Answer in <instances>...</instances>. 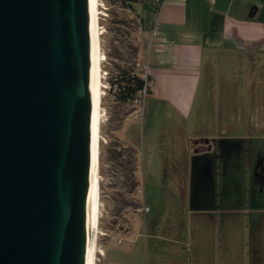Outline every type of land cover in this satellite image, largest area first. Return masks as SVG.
Instances as JSON below:
<instances>
[{
  "label": "rangeland",
  "instance_id": "1",
  "mask_svg": "<svg viewBox=\"0 0 264 264\" xmlns=\"http://www.w3.org/2000/svg\"><path fill=\"white\" fill-rule=\"evenodd\" d=\"M98 7L102 120L96 264H264V137L245 139V148L254 141L261 164L252 166L254 177L243 180L239 209L195 212L191 206L211 201V195L187 180L194 155L203 154L207 143L217 149L216 140L195 134L210 132L220 110L231 113L233 96L240 94L236 100L243 102L241 89H226V98L220 97L217 83L206 78L199 114L189 119L144 94L118 101L110 91L112 74L120 66L141 75L145 69L141 9L129 10L120 0H99ZM256 86L251 111L264 105L259 101L264 85L256 81ZM240 151L235 154L243 158Z\"/></svg>",
  "mask_w": 264,
  "mask_h": 264
},
{
  "label": "water",
  "instance_id": "2",
  "mask_svg": "<svg viewBox=\"0 0 264 264\" xmlns=\"http://www.w3.org/2000/svg\"><path fill=\"white\" fill-rule=\"evenodd\" d=\"M91 0H0V264H90Z\"/></svg>",
  "mask_w": 264,
  "mask_h": 264
},
{
  "label": "crops",
  "instance_id": "3",
  "mask_svg": "<svg viewBox=\"0 0 264 264\" xmlns=\"http://www.w3.org/2000/svg\"><path fill=\"white\" fill-rule=\"evenodd\" d=\"M141 21L142 61L144 72L151 77L146 95L150 101L167 105L189 119L199 114L206 78L218 84L220 97L226 98V89H241L243 102L236 100L240 94L233 96L232 112L220 110L211 119L214 128L210 132L195 134L204 141L216 140L217 149L207 143L203 154H195L187 178L188 183L202 185L214 202L206 205L208 201H198L191 206L195 212L231 211L215 204L223 186L242 185L243 180L255 176L252 166L261 164L254 141L247 148L244 142L264 137V105L262 110L251 111L256 81L264 85V0H163L159 8L144 4ZM261 100L264 104V96ZM241 149L243 158L247 153L244 160ZM225 152L229 158L223 156Z\"/></svg>",
  "mask_w": 264,
  "mask_h": 264
},
{
  "label": "bare ground",
  "instance_id": "4",
  "mask_svg": "<svg viewBox=\"0 0 264 264\" xmlns=\"http://www.w3.org/2000/svg\"><path fill=\"white\" fill-rule=\"evenodd\" d=\"M99 0H91L92 11V64H91V97L93 103V131L95 157L99 156V140L101 125L102 102V51L101 30L99 24ZM100 219V175L96 160L93 173V207H92V238L90 264H96L98 225Z\"/></svg>",
  "mask_w": 264,
  "mask_h": 264
},
{
  "label": "trees",
  "instance_id": "5",
  "mask_svg": "<svg viewBox=\"0 0 264 264\" xmlns=\"http://www.w3.org/2000/svg\"><path fill=\"white\" fill-rule=\"evenodd\" d=\"M120 2L127 9L133 11L137 10V5L140 9L144 4L154 5L152 0H120ZM155 7L159 8V6ZM138 16L141 17L140 13ZM139 23H142L141 18ZM143 75L137 73L135 70L120 66L118 67V70L110 77V91L120 102L137 100L141 98L144 88H146L147 93H149L151 90V77L145 72H143Z\"/></svg>",
  "mask_w": 264,
  "mask_h": 264
},
{
  "label": "flooded vegetation",
  "instance_id": "6",
  "mask_svg": "<svg viewBox=\"0 0 264 264\" xmlns=\"http://www.w3.org/2000/svg\"><path fill=\"white\" fill-rule=\"evenodd\" d=\"M223 156H225L226 158L228 157L226 152L223 154ZM223 188H224L223 194H221L220 198L215 204L220 207H223L224 209H230V210L234 208L236 210L239 209L242 201L244 200L241 194V185H238V184L224 185ZM205 204L212 205L214 204V202L208 201V204L207 203Z\"/></svg>",
  "mask_w": 264,
  "mask_h": 264
},
{
  "label": "built area",
  "instance_id": "7",
  "mask_svg": "<svg viewBox=\"0 0 264 264\" xmlns=\"http://www.w3.org/2000/svg\"><path fill=\"white\" fill-rule=\"evenodd\" d=\"M152 2L154 3L155 6H159L160 7L162 5V3H163V0H152ZM143 94L147 95L146 88H144Z\"/></svg>",
  "mask_w": 264,
  "mask_h": 264
}]
</instances>
